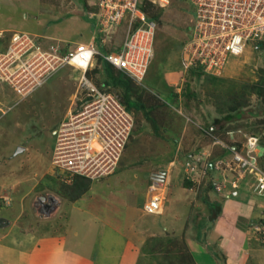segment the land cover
Here are the masks:
<instances>
[{
    "label": "rangeland",
    "instance_id": "374dc122",
    "mask_svg": "<svg viewBox=\"0 0 264 264\" xmlns=\"http://www.w3.org/2000/svg\"><path fill=\"white\" fill-rule=\"evenodd\" d=\"M100 3L0 0V179L8 184L3 196L0 194L2 218L20 214L18 228L41 231L54 226L64 235L72 217L70 233L76 235H70L71 241L90 239L93 243L100 239L98 243L111 258L118 256L123 246L126 259L130 258L127 264H198L190 245L199 228L205 229L203 223L211 211L208 202L216 192L214 181L227 175L211 163L227 161L232 146L246 152L245 143L251 135L260 137L264 145V60L252 50L230 55L217 77L185 67L183 47L192 31L194 10L186 0H171L161 9L154 56L145 77L141 82L130 81L132 98L143 108L131 109L135 124L119 162L105 173L79 172L65 178L54 168L58 145L54 130L73 120L70 117L90 92L81 82L83 75L96 86L104 81L98 70L101 63L96 60L95 68L86 74L69 63L42 75L37 67L34 71L39 77L30 83L28 78L34 79L35 72L26 69L27 73L23 62L39 52L47 56L56 46L63 52L87 44L96 35L94 13L99 12ZM66 18L59 31L56 23ZM127 27L123 22L108 41L109 48L126 38ZM19 33L31 37L36 47L5 69L15 55L3 52L9 46L13 54L20 51L21 45L13 42ZM107 90L124 100L122 86ZM228 114L240 117L215 123L216 118ZM67 132H61L63 140L59 141L62 150L67 146L66 152L72 138L65 139ZM257 149L253 153L258 152L264 169V148ZM203 155L204 161L189 167L193 156ZM162 172L164 180L156 179ZM156 180L161 181L166 197L164 208L160 214H147L143 205ZM254 183L247 176L237 189L252 193ZM58 206L60 212L55 213ZM2 224L9 228L4 220H0ZM254 247L248 264H264L263 244L258 241Z\"/></svg>",
    "mask_w": 264,
    "mask_h": 264
},
{
    "label": "built area",
    "instance_id": "2783aa9c",
    "mask_svg": "<svg viewBox=\"0 0 264 264\" xmlns=\"http://www.w3.org/2000/svg\"><path fill=\"white\" fill-rule=\"evenodd\" d=\"M170 1L101 0L100 10L96 12L99 15L94 13L96 35L87 44L78 45L71 50L63 49V52L59 46L53 47V53L48 54L50 59L48 55L45 56V52L42 54L39 52L35 54L34 59L31 56L25 60L23 68L25 71L31 69L35 72L34 69L39 67L38 72L42 75L51 68L69 63L78 66L86 74L95 68L96 60L101 59L134 81L141 82L154 56L158 28V20L152 18L146 9L159 10L167 7ZM186 1L192 5L194 12L191 20L192 31L183 47L185 67L221 76L230 55L239 56L252 50L264 60V0ZM123 22L128 26L126 38L117 47L109 48L108 41L114 39ZM30 38L25 33L15 35L13 42L21 45L20 51L13 54V49L9 46L3 53L8 52V55H15V58L8 66L2 64V67L6 69L23 55V58H26V53L36 47L34 40L31 38L32 42ZM57 62L60 64L56 66ZM43 68L46 70L42 71ZM31 71L29 73H32ZM38 72L32 73L34 79L28 75L30 83H35L39 77ZM81 82L88 86L90 92L80 105V110L75 115L70 113L73 120L62 124L63 128L60 126L59 130H54L58 137L54 168L65 178H73L79 172L92 175L113 170L121 158L135 124L133 112L119 96L107 90L111 88L110 85L102 82L100 86H96L85 75L82 76ZM63 130L68 131L64 136L66 140L72 137L68 142L70 144L68 152L67 146L62 150V145H59V141L63 140L61 134ZM261 143L260 137L251 135L245 143L246 152L232 146L230 148L232 155L227 161L211 163L212 168L217 171L223 169L224 174L229 175L214 181L217 190L229 188L234 191L248 176V179L255 180L252 194L264 200V169L259 165L260 159L257 155V148L259 146L264 148ZM255 149L257 151L253 153ZM192 159L193 163H190L189 167L194 168V165L197 167L200 161L205 160V156H193ZM155 178L161 180L162 176ZM160 184L161 181L156 180L149 187L150 195L143 205V210L147 214H160L163 211L166 197ZM251 226L264 248V210L252 221Z\"/></svg>",
    "mask_w": 264,
    "mask_h": 264
},
{
    "label": "crops",
    "instance_id": "0c3cea01",
    "mask_svg": "<svg viewBox=\"0 0 264 264\" xmlns=\"http://www.w3.org/2000/svg\"><path fill=\"white\" fill-rule=\"evenodd\" d=\"M65 20L68 19H61L56 23L59 24L56 26L58 30L66 24ZM7 185L0 179L1 196L7 190ZM215 190L212 201L208 202L213 205L210 206L207 222L203 223L205 229L203 232L201 228L197 231L196 240H192L190 245L191 251L198 264H220L219 256L224 259V264H248L250 255L256 251L254 245L259 241L251 223L263 213L264 200L241 189ZM212 207L218 213L214 219ZM60 208L58 206L55 213L58 210L60 212ZM1 211L0 209V220H4L5 226L9 228H5L3 224L0 226V264H97L99 261L106 264L112 261L114 264L130 263L123 246L119 249L120 254H113L114 257L111 258L109 252L98 243L101 242L100 239L93 243L90 239L71 241L70 235H76L74 232L70 233L74 229L73 220H70L72 217L67 221L68 233L61 235L54 226L41 231L18 228L16 222L20 214L12 216L13 218L4 216L3 219ZM106 222L108 223L107 220Z\"/></svg>",
    "mask_w": 264,
    "mask_h": 264
},
{
    "label": "trees",
    "instance_id": "16d2710c",
    "mask_svg": "<svg viewBox=\"0 0 264 264\" xmlns=\"http://www.w3.org/2000/svg\"><path fill=\"white\" fill-rule=\"evenodd\" d=\"M149 15L152 18H155L156 20H160L161 17V9L159 10H152L151 8L146 9ZM101 65L98 67V70H101L103 72L104 81L110 86H122L124 88V104L127 106L129 110L135 108L140 109L143 108V105L139 103V101L134 98H132V92H131V78L127 76L125 73H123L120 70L115 69L112 65H110L107 62H103L101 59H99ZM195 72V71H194ZM200 73V72H199ZM212 77H217L214 75H210ZM133 80V79H132ZM240 117V115L235 116L234 114H228L224 118H216L215 123H222L225 121H232L233 119ZM213 204L210 203V206ZM218 216L217 211L212 207V219L216 218Z\"/></svg>",
    "mask_w": 264,
    "mask_h": 264
},
{
    "label": "water",
    "instance_id": "95a60500",
    "mask_svg": "<svg viewBox=\"0 0 264 264\" xmlns=\"http://www.w3.org/2000/svg\"><path fill=\"white\" fill-rule=\"evenodd\" d=\"M159 175H161L162 176V179L164 180L165 174L162 172V173L158 174L157 176H159Z\"/></svg>",
    "mask_w": 264,
    "mask_h": 264
}]
</instances>
